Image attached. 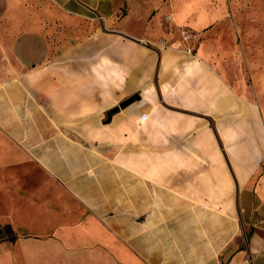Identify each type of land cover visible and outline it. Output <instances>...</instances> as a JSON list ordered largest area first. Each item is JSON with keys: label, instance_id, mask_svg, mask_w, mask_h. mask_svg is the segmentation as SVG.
Masks as SVG:
<instances>
[{"label": "crops", "instance_id": "obj_1", "mask_svg": "<svg viewBox=\"0 0 264 264\" xmlns=\"http://www.w3.org/2000/svg\"><path fill=\"white\" fill-rule=\"evenodd\" d=\"M228 11L0 0V264H264V39Z\"/></svg>", "mask_w": 264, "mask_h": 264}, {"label": "rangeland", "instance_id": "obj_2", "mask_svg": "<svg viewBox=\"0 0 264 264\" xmlns=\"http://www.w3.org/2000/svg\"><path fill=\"white\" fill-rule=\"evenodd\" d=\"M228 4V18L232 19L233 17H238L243 22V29L245 33L248 30L252 29L256 38L260 37L257 48L261 49L262 39H264V0H224ZM250 23V24H248ZM80 28H82L83 32L87 30V26L85 24H81ZM250 44V41L245 43V47ZM149 141V139H148ZM134 145V141H130L128 138V145ZM144 153H143V164H144V174L150 176V154L146 153L145 146L149 145L146 139L144 138ZM160 158L161 155H160ZM160 174L164 176L167 175L166 170H160Z\"/></svg>", "mask_w": 264, "mask_h": 264}, {"label": "water", "instance_id": "obj_3", "mask_svg": "<svg viewBox=\"0 0 264 264\" xmlns=\"http://www.w3.org/2000/svg\"><path fill=\"white\" fill-rule=\"evenodd\" d=\"M138 99H140V96L138 93H135V94L127 97L126 99L121 101L118 106L110 109L109 114L112 115V114L116 113L119 110V108H124V107L128 106L130 103H132L133 101L138 100Z\"/></svg>", "mask_w": 264, "mask_h": 264}, {"label": "built area", "instance_id": "obj_4", "mask_svg": "<svg viewBox=\"0 0 264 264\" xmlns=\"http://www.w3.org/2000/svg\"><path fill=\"white\" fill-rule=\"evenodd\" d=\"M166 17H169V15L166 16ZM182 36H183L184 39H188L189 37H192V36L195 37L196 33L192 32V31L184 30V31H182Z\"/></svg>", "mask_w": 264, "mask_h": 264}]
</instances>
